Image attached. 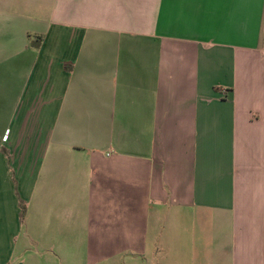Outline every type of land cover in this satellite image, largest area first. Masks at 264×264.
I'll use <instances>...</instances> for the list:
<instances>
[{
    "label": "crops",
    "instance_id": "crops-1",
    "mask_svg": "<svg viewBox=\"0 0 264 264\" xmlns=\"http://www.w3.org/2000/svg\"><path fill=\"white\" fill-rule=\"evenodd\" d=\"M117 249L264 264V0H0V264Z\"/></svg>",
    "mask_w": 264,
    "mask_h": 264
},
{
    "label": "rangeland",
    "instance_id": "rangeland-1",
    "mask_svg": "<svg viewBox=\"0 0 264 264\" xmlns=\"http://www.w3.org/2000/svg\"><path fill=\"white\" fill-rule=\"evenodd\" d=\"M167 233L164 231V237L166 238ZM82 256L85 259L83 264L87 263V254H89L88 250H83ZM96 255L99 257L97 262H93L91 264H143L141 260H131L132 255L130 254V251L128 250H111V251H95ZM138 252V251H137ZM105 254H109V256L106 258ZM106 258V259H105ZM149 264H154V262H151Z\"/></svg>",
    "mask_w": 264,
    "mask_h": 264
},
{
    "label": "trees",
    "instance_id": "trees-1",
    "mask_svg": "<svg viewBox=\"0 0 264 264\" xmlns=\"http://www.w3.org/2000/svg\"><path fill=\"white\" fill-rule=\"evenodd\" d=\"M22 215H24V213Z\"/></svg>",
    "mask_w": 264,
    "mask_h": 264
}]
</instances>
